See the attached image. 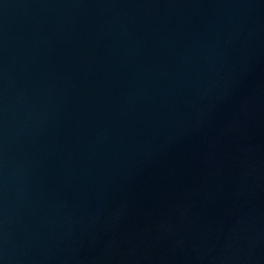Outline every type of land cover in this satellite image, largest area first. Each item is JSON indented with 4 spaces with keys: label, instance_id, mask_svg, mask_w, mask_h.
I'll return each instance as SVG.
<instances>
[{
    "label": "water",
    "instance_id": "obj_1",
    "mask_svg": "<svg viewBox=\"0 0 264 264\" xmlns=\"http://www.w3.org/2000/svg\"><path fill=\"white\" fill-rule=\"evenodd\" d=\"M0 264H264V0H0Z\"/></svg>",
    "mask_w": 264,
    "mask_h": 264
}]
</instances>
